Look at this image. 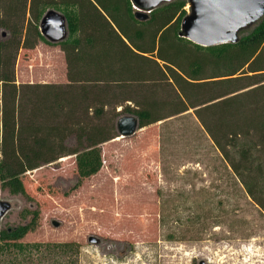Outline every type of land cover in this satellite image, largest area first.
<instances>
[{"label": "trees", "instance_id": "16d2710c", "mask_svg": "<svg viewBox=\"0 0 264 264\" xmlns=\"http://www.w3.org/2000/svg\"><path fill=\"white\" fill-rule=\"evenodd\" d=\"M187 6V0H176L139 21L131 0H0V30L11 31L10 38H0L2 188L27 195L23 174L71 155L79 177L89 178L103 166L101 145L118 137L120 116L135 115L145 128L193 109L264 210V17L237 43L203 47L179 36ZM51 9L67 18L69 36L62 47H79L86 28L91 31L86 40L98 43L100 52L85 60L75 81L18 84L14 66L26 13L36 34L28 32V44L35 46L34 39L54 44L37 28ZM136 58L154 61L161 73L141 74L131 65ZM71 137L75 146L67 142ZM35 224L34 213L29 223L0 231V264L12 249L22 255L33 249L78 254L75 242H21Z\"/></svg>", "mask_w": 264, "mask_h": 264}, {"label": "rangeland", "instance_id": "374dc122", "mask_svg": "<svg viewBox=\"0 0 264 264\" xmlns=\"http://www.w3.org/2000/svg\"><path fill=\"white\" fill-rule=\"evenodd\" d=\"M31 19L27 12L21 27L14 66L18 84L75 81L85 60L100 52L98 43L86 40L91 32L86 28L77 48L39 39L32 47ZM10 36V30H0L1 39ZM132 63L143 75L161 73L152 60ZM117 135L101 145L103 166L89 178L79 177L71 155L23 174L27 195H13L0 183V199L18 203L0 221V231L29 223L35 213L34 229L21 242L79 244L71 256L12 249L2 264H264V210L246 193L193 109L132 136ZM67 142L76 145L74 137Z\"/></svg>", "mask_w": 264, "mask_h": 264}, {"label": "water", "instance_id": "95a60500", "mask_svg": "<svg viewBox=\"0 0 264 264\" xmlns=\"http://www.w3.org/2000/svg\"><path fill=\"white\" fill-rule=\"evenodd\" d=\"M134 15L146 21L156 9L176 0H131ZM188 11L181 21L179 36L203 47L237 43L241 34L264 17V0H187ZM40 33L51 43L59 44L69 36L67 18L57 10H48L40 21ZM3 32V37H6ZM116 129L121 137L141 129L135 115L118 118ZM18 206L17 202L0 199V221ZM59 226V222H54ZM93 242H98L93 238ZM205 264V262H201Z\"/></svg>", "mask_w": 264, "mask_h": 264}, {"label": "bare ground", "instance_id": "6f19581e", "mask_svg": "<svg viewBox=\"0 0 264 264\" xmlns=\"http://www.w3.org/2000/svg\"><path fill=\"white\" fill-rule=\"evenodd\" d=\"M122 137H120V139H121Z\"/></svg>", "mask_w": 264, "mask_h": 264}]
</instances>
